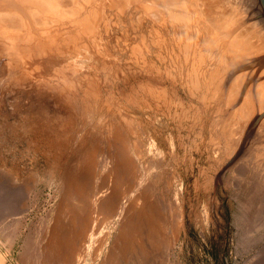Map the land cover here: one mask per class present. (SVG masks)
I'll return each mask as SVG.
<instances>
[{
    "label": "rangeland",
    "instance_id": "374dc122",
    "mask_svg": "<svg viewBox=\"0 0 264 264\" xmlns=\"http://www.w3.org/2000/svg\"><path fill=\"white\" fill-rule=\"evenodd\" d=\"M67 1L75 24L0 2L5 264H264V48L195 33L200 9L253 29L259 0Z\"/></svg>",
    "mask_w": 264,
    "mask_h": 264
},
{
    "label": "bare ground",
    "instance_id": "6f19581e",
    "mask_svg": "<svg viewBox=\"0 0 264 264\" xmlns=\"http://www.w3.org/2000/svg\"><path fill=\"white\" fill-rule=\"evenodd\" d=\"M5 1V0H4ZM15 1V0H14ZM16 1H18V0H16ZM183 1V0H182ZM189 1V0H188ZM201 1V2H200ZM199 2L200 3H202V6H203V4H205V0H200ZM218 1H220V0H218ZM232 1V0H231ZM235 1V0H234ZM233 1V2H234ZM238 1V0H237ZM256 1V0H255ZM0 2H1V0H0ZM20 2L21 3H19L18 2V4L16 5V8H19V9H21V10H28L29 11V13H31V14H33V12H36V13H39L41 16H43L42 14L44 13V12H46V11H50V10H55L56 8H62V10H64V11H67L68 13H70V16L68 17L69 19H70V21H68V22H74L73 24H75L77 21V17H78V15H75L74 14V16L73 17H71L72 16V12H71V10H70V7H69V5H68V1L67 0H20ZM170 2H172V1H170ZM175 2H177V1H175ZM224 2H226V0L224 1ZM3 3V1L1 2V4ZM178 3V2H177ZM180 3V2H179ZM230 3V2H229ZM4 4V3H3ZM157 4V3H156ZM174 4V3H173ZM223 4V3H222ZM225 4V3H224ZM232 4V3H231ZM231 4H229V5H231ZM201 5V4H200ZM228 5V4H227ZM5 6V5H4ZM193 6V5H192ZM196 6V5H195ZM201 6V7H202ZM215 6V5H214ZM232 6H234L233 4H232ZM236 6H237V4H236ZM238 6H241V5H239L238 4ZM1 7V6H0ZM176 7V6H175ZM218 7V6H217ZM231 7V6H230ZM242 7V6H241ZM4 8V7H3ZM3 8H1V12H3L2 11V9ZM66 8V9H65ZM210 8V7H209ZM240 8V7H239ZM196 9V8H195ZM242 10V9H241ZM200 11H201V13L198 15V24H199V28H198V30L195 32L196 34H198V36H200V33L203 35V37H201V38H203L202 40H203V42H201V43H203V44H206V42H207V39H208V42L210 41V40H212V41H210V42H213V39H215L216 41H215V43H213V45L212 46H215V45H219V43H220V40H226V41H228V46L226 47V49L229 47V49H228V51H230L231 53H232V56H236V58L239 56V55H242V56H244V57H246L247 55L249 56L250 54H249V52H250V50H251V48L252 47H254V46H261L262 48H264V43H262V44H258V42H255V40H257V38H258V40H259V38H260V40L261 39H263V41H264V14H262V11H259V15H261V20H259L257 23L255 22V27H253V29H248V30H244V32H241V33H238V34H235L234 36H233V33H234V31H236V29H235V27H236V25L237 24H235V26L232 28L231 26H230V23H233L234 22V16L233 15H231V16H226V14H228V12L225 14L224 12H221V10L219 11V10H215V16L214 15H212V14H210V13H212L211 11H210V9H209V11L207 12V10L205 11V10H201L200 9ZM234 11V10H233ZM54 12V11H53ZM52 12V13H53ZM152 13V12H151ZM199 13V12H198ZM236 13V12H235ZM241 13V12H240ZM239 13V14H240ZM45 14V13H44ZM257 14V13H256ZM211 15V16H210ZM235 15V14H234ZM237 15H238V13H237ZM46 16V17H45ZM156 16V15H155ZM154 16V17H155ZM52 17V16H51ZM49 19H50V17H49ZM57 19H58V17H57ZM57 19H53V20H57ZM20 22V21H19ZM42 22L45 24H50V22L48 21V19H47V14H45L44 15V17H42ZM8 23H10V22H8ZM187 24V23H186ZM211 24V25H210ZM13 25V24H12ZM139 25V24H138ZM207 25H210V26H212V25H214V30H210V29H207V28H205ZM253 25V24H252ZM10 25L8 24V27H9ZM97 26V25H96ZM193 26H196V24H194ZM7 27V26H6ZM11 27V26H10ZM88 27V26H87ZM237 28V27H236ZM250 28V27H249ZM257 28H258V30H257ZM173 29V28H172ZM200 29H202V31H203V33L201 32V30ZM11 31V30H10ZM9 31V32H10ZM13 31V30H12ZM18 31V30H17ZM179 31V30H178ZM181 31V30H180ZM11 33V32H10ZM13 33H14V31H13ZM16 33V32H15ZM227 33V35L228 36H230V40L231 41H229V39H227V37H223V36H225L224 34H226ZM9 34V33H8ZM12 34V33H11ZM11 34H9V35H11ZM22 34V33H21ZM12 36H13V34H12ZM23 36V35H22ZM197 36V37H198ZM10 37V36H9ZM231 37H233V39H231ZM245 38H250V39H248V40H245ZM23 39V38H22ZM195 39L194 38H192V41H194ZM192 41H190L191 43H193ZM196 41V40H195ZM194 41V42H195ZM206 41V42H205ZM225 41V42H226ZM93 42V41H92ZM209 42V43H210ZM222 42V41H221ZM171 44V43H170ZM194 44V43H193ZM224 45V44H223ZM227 45V44H226ZM203 47H204V45H203ZM202 47V48H203ZM206 47V46H205ZM221 47V46H220ZM219 47V48H220ZM218 48V47H217ZM181 49V48H180ZM205 49V48H204ZM216 50V49H215ZM220 50V49H219ZM209 51V50H208ZM227 51V52H228ZM220 52V51H219ZM218 52V53H219ZM229 52V54H231ZM213 53V52H212ZM216 53V52H215ZM228 54V55H229ZM239 54V55H238ZM180 55V54H179ZM213 55V54H212ZM192 56V55H191ZM209 56V55H208ZM176 57V56H175ZM231 57V56H230ZM220 59H221V57H220ZM224 59H226V58H224ZM155 60V59H154ZM231 60V59H230ZM244 60V59H243ZM156 61V60H155ZM173 61H174V59H173ZM240 61V60H239ZM221 62V61H220ZM181 63V62H180ZM196 63V62H195ZM229 64V63H228ZM232 64V63H231ZM241 64H243V63H241ZM151 65V64H150ZM164 65V64H163ZM191 65V64H190ZM107 66V65H106ZM187 67V66H186ZM200 67V66H199ZM170 68V67H169ZM190 68V67H189ZM194 69H195V66L193 67ZM210 70V69H209ZM162 72V71H161ZM190 72V71H189ZM155 74V73H154ZM202 74V73H201ZM224 74V73H223ZM111 75V74H110ZM225 75V74H224ZM150 79V78H149ZM159 79V78H158ZM198 79V78H197ZM210 79V78H209ZM244 79V78H243ZM112 80V79H111ZM157 80V79H156ZM169 80V79H168ZM172 82V81H171ZM212 82V81H211ZM170 83V82H169ZM166 86V85H165ZM168 86V85H167ZM187 86V85H186ZM143 89V88H142ZM140 90V89H139ZM182 90V89H181ZM238 91V90H237ZM260 91H262V94L260 95L261 97L259 98V100L257 101L258 103H259V105H261V106H264V89L262 88V90H260ZM124 92V91H123ZM206 92V91H205ZM200 93H201V91H200ZM222 93V92H221ZM109 94V93H108ZM179 95V94H178ZM255 95H257V94H255ZM249 96V95H248ZM107 97V96H106ZM118 97V96H117ZM208 97V96H207ZM171 98V97H170ZM253 98V97H252ZM117 99V98H116ZM180 99V98H179ZM184 99V98H183ZM173 100V99H172ZM116 101V100H115ZM145 101V100H144ZM253 101V100H252ZM126 102V101H125ZM248 102H249V100H248ZM257 102H254V103H256V105H257ZM178 103V102H177ZM252 104H253V102H252ZM120 105V104H119ZM198 105V104H197ZM256 105H254V106H256ZM123 106V105H122ZM127 106V105H126ZM186 106V105H185ZM244 106V105H243ZM253 106V107H254ZM245 107V106H244ZM252 107V108H253ZM174 109V108H173ZM241 109V108H240ZM171 110V109H170ZM194 110V109H193ZM119 111H120V109H119ZM161 111V110H160ZM248 112V111H247ZM168 114V113H167ZM135 115V114H134ZM147 115V114H146ZM185 116V115H184ZM249 117V116H248ZM129 118V117H128ZM175 118V117H174ZM130 120H131V118H130ZM182 120V119H181ZM127 121V120H126ZM112 123V122H111ZM176 123V122H175ZM188 123V122H187ZM110 124V123H109ZM174 124V123H173ZM114 125V124H113ZM112 124H111V126L114 128V126H113ZM122 125V124H121ZM180 125V124H179ZM256 125V124H255ZM188 126V125H187ZM263 128H264V122H263ZM112 127H111V129H112ZM118 127V126H117ZM156 127V126H155ZM177 128V127H176ZM111 129H110V132H111ZM117 129V128H116ZM143 129V128H142ZM114 130V129H113ZM120 131V130H119ZM126 131V130H125ZM179 131V130H178ZM161 132V131H160ZM159 132V133H160ZM180 132V131H179ZM230 132V131H229ZM126 133V132H125ZM158 133V134H159ZM231 134H232V132H230ZM230 133H229V135H230ZM115 134V133H114ZM233 135V134H232ZM112 136V135H111ZM114 136V135H113ZM120 136H121V134H120ZM126 136V135H125ZM150 137V136H149ZM186 137V136H185ZM103 138V137H102ZM101 138V139H102ZM105 138V137H104ZM110 138V137H109ZM108 138V139H109ZM114 138V137H113ZM126 138V137H125ZM121 139V138H120ZM103 140V139H102ZM102 140H101V142H102ZM213 140V139H212ZM99 141V140H98ZM110 141H111V138H110ZM113 141V140H112ZM111 141V142H112ZM121 141V140H120ZM172 141V140H171ZM262 141V140H261ZM260 141V142H261ZM107 142H109V141H107ZM116 142V141H115ZM119 142V141H118ZM100 143V142H99ZM98 143V144H99ZM103 143V142H102ZM114 143V142H113ZM117 143V142H116ZM116 143H114V144H116ZM122 143V142H121ZM104 144H105V142H104ZM100 145V144H99ZM110 145V144H109ZM112 145V144H111ZM95 146H97V144L95 145ZM107 146H108V144H107ZM116 146H118V145H116ZM120 146V145H119ZM102 147V146H101ZM114 147V146H113ZM92 148V147H91ZM103 148V147H102ZM115 148H117V147H115ZM122 148V147H121ZM109 149H110V147H109ZM119 149V148H118ZM106 150V149H105ZM124 150V149H123ZM114 151H117L116 149L114 150ZM119 151V150H118ZM257 151V150H256ZM94 152V151H93ZM104 152H106V151H104ZM101 153H103V152H101ZM111 153V152H110ZM109 153V154H110ZM122 153V152H121ZM124 153V152H123ZM123 153H122V155H123ZM92 154V153H91ZM96 154H97V152H96ZM105 154V153H104ZM116 154V153H115ZM85 155V154H84ZM102 155L103 154H101V157H100V154H99V157H100V159L102 158ZM106 155V154H105ZM118 155V154H117ZM135 155V154H134ZM86 156V155H85ZM108 157H110V156H108ZM97 158H98V156H97ZM121 158H124V157H121ZM99 159V158H98ZM103 159H104V157H103ZM105 159H106V157H105ZM116 159V158H115ZM92 161V160H91ZM95 161V160H94ZM98 161V160H97ZM97 161H96V164H97ZM100 162L98 163V164H100L101 163V160H99ZM109 161V160H108ZM125 161V160H124ZM83 162V161H82ZM103 162H104V160H103ZM102 162V163H103ZM106 162V161H105ZM104 162V163H105ZM84 163H86V162H84ZM90 163V162H89ZM89 163H87L88 165H89ZM91 163H93V162H91ZM102 163H101V165H102ZM81 165V164H80ZM110 165V164H109ZM102 167V166H101ZM103 167H105L106 169H107V166L105 165V166H103ZM102 167V169L104 170L105 168H103ZM89 169V168H88ZM81 170V169H80ZM83 170V169H82ZM108 170V169H107ZM107 170H104L105 172L107 171ZM110 170V169H109ZM103 171V172H104ZM99 172H101V171H99ZM98 173V172H97ZM125 173V172H124ZM106 174V173H105ZM118 173H116V175H117ZM65 175H67V173L65 174ZM69 175H70V173H69ZM71 175H72V172H71ZM73 176V175H72ZM84 176V175H83ZM65 177V176H64ZM70 177V176H69ZM69 177H68V179H69ZM74 177V176H73ZM93 177H95V176H93ZM98 177V176H97ZM111 177V176H110ZM113 177V176H112ZM71 178V177H70ZM86 179H87V177H86ZM98 179V178H97ZM103 179H104V177H103ZM137 179V178H136ZM71 180H73V179H71ZM100 180V179H99ZM120 180V179H119ZM155 180H156V178H155ZM65 181V180H64ZM84 181V180H83ZM121 181V180H120ZM98 182V181H97ZM97 182H95V184L97 183ZM122 182V181H121ZM72 184H73V182H72ZM152 184V183H151ZM156 184V183H155ZM81 185V184H80ZM79 185V186H80ZM94 185V184H93ZM97 185V184H96ZM135 185V184H134ZM88 186V185H87ZM86 186V187H87ZM92 186V185H91ZM101 186V185H100ZM120 186V185H119ZM64 187V186H63ZM77 187V186H76ZM93 187V186H92ZM148 187V186H147ZM153 187V186H152ZM65 188H66V186H65ZM72 189V188H71ZM74 189V188H73ZM77 189V188H76ZM76 189H75V191H76ZM79 189V188H78ZM82 189V188H81ZM66 190V189H65ZM71 191V190H70ZM74 191V192H75ZM73 192V193H74ZM114 192V191H113ZM132 192V191H131ZM130 193V192H129ZM97 195V194H96ZM67 196V195H66ZM75 196V195H74ZM153 196H154V194H153ZM10 197V196H9ZM14 197V196H13ZM70 197H71V192H70ZM77 197V196H76ZM96 197V196H95ZM74 198V197H73ZM81 198H82V196H81ZM66 199V198H65ZM69 199V198H68ZM74 199H76V198H74ZM152 199V198H151ZM8 200V199H7ZM87 200V199H86ZM107 200V199H106ZM92 201V200H91ZM69 202H71V201H69ZM69 202H67V203H69ZM95 202V201H94ZM7 204H9V203H7ZM65 204V203H64ZM106 204V203H105ZM138 204V203H137ZM91 205V204H90ZM63 206V205H62ZM12 207V206H11ZM64 207V206H63ZM14 208V207H13ZM64 208H66V210H67V212H68V210L70 209H72V208H75V207H72V205L71 204H66L65 205V207ZM144 208V207H143ZM2 209V208H1ZM0 209V232L2 233V232H4L3 230H4V226H2L1 227V225L3 224V221H4V219H5V217H7V215H6V210L5 211H3V210H1ZM20 209V208H19ZM61 209V208H60ZM63 209V208H62ZM122 209V208H121ZM9 210V209H8ZM10 210H12V208H10ZM9 210V211H10ZM21 210V209H20ZM66 210H63V211H65V213L67 214V212H66ZM26 211V210H25ZM75 211V210H74ZM13 212V213H12ZM22 211H19V210H16V209H13V211H10V214H11V216H12V214H18V213H21ZM61 212V211H60ZM71 212H72V210H71ZM84 212V211H83ZM25 214V213H24ZM60 214V213H59ZM63 215V214H62ZM159 215V214H158ZM22 216V215H21ZM81 216V215H80ZM53 217V216H52ZM58 217V216H57ZM14 218V217H13ZM20 218V217H19ZM84 218V217H83ZM118 218V217H117ZM15 219H16V217H15ZM15 219H13V221H16ZM22 219V218H21ZM66 220V219H65ZM68 220H69V218H68ZM84 220V219H83ZM61 221V220H60ZM72 221V220H71ZM94 221V220H93ZM65 222V221H64ZM67 222V221H66ZM75 222V221H74ZM95 222V221H94ZM93 222V223H94ZM21 223V222H20ZM61 223H62V221H61ZM61 223H58V224H61ZM70 223V222H69ZM72 223V222H71ZM17 224H19V223H17ZM23 224V223H22ZM73 224V223H72ZM72 224H70V225H72ZM20 225V224H19ZM62 225H65V224H62ZM74 225V224H73ZM142 225V224H141ZM13 226V225H12ZM16 226V225H15ZM59 226V225H58ZM68 226V225H67ZM66 226V227H67ZM162 226V225H161ZM17 227V226H16ZM16 227H15V229H16ZM66 227H64V228H66ZM70 227V226H69ZM19 228V227H18ZM17 228V229H18ZM68 228V227H67ZM66 228V229H67ZM6 229V228H5ZM8 229V228H7ZM15 229H14V231H15ZM70 229V228H69ZM11 230H12V228H11ZM91 230V229H90ZM143 230V229H142ZM62 231V230H61ZM69 231V230H68ZM5 232H6V230H5ZM8 232V231H7ZM13 232V231H12ZM67 232V231H66ZM101 232V231H100ZM144 232V231H143ZM90 233H92V232H90ZM6 234V233H5ZM4 234V236H6ZM12 234V233H11ZM47 234V233H46ZM55 234V233H54ZM89 234V233H88ZM1 235V234H0ZM15 235V234H14ZM57 235V234H56ZM68 235V234H67ZM84 235V234H83ZM12 235H9L8 237H5V239H6V241L8 242V243H10V245L12 244L11 243V240H12V238L13 237H11ZM61 236V235H60ZM65 236V235H64ZM74 236V235H73ZM144 236V235H143ZM10 237V238H9ZM140 237H142V236H140ZM60 238V237H59ZM106 238V237H105ZM11 239V240H10ZM14 239V238H13ZM64 239V238H63ZM70 239H72V238H70ZM147 239V238H146ZM58 240V239H57ZM144 240V239H143ZM54 241V240H53ZM45 242V241H44ZM55 242V241H54ZM64 242H65V240H63V244H64ZM7 243V244H8ZM57 243H58V241H57ZM60 243V242H59ZM84 243V242H83ZM94 243V242H93ZM97 243V242H96ZM69 244V243H68ZM71 244V243H70ZM9 245V244H8ZM61 245V244H60ZM59 245V246H60ZM65 245V244H64ZM57 247H58V245H56ZM154 246V245H153ZM53 247V246H52ZM36 248V247H35ZM59 248V247H58ZM54 249H56V248H54ZM40 250V249H39ZM106 250V249H105ZM46 251V250H45ZM53 251V250H52ZM57 251V250H56ZM37 252H38V250H37ZM90 252V251H89ZM77 253V252H76ZM29 254V253H28ZM37 254V253H36ZM53 254V256H54V252L52 253ZM147 254V253H146ZM47 255L48 256H46V257H44V258H42L41 259V254L40 255H38V259L37 260H35V264H55V259H54V257L52 256V255H49L48 253H47ZM37 256V255H36ZM58 256V255H57ZM78 256V255H77ZM59 257V256H58ZM70 258V257H69ZM142 258V257H141ZM145 258V257H144ZM59 259V258H58ZM77 259V258H76ZM140 259V258H139ZM27 260V259H26ZM59 260H61V259H59ZM146 260V259H145ZM155 260V259H154ZM128 261V260H127ZM134 261V260H133ZM140 261V260H139ZM145 262V261H144ZM2 263V259L0 258V264ZM60 263V262H59ZM148 263V262H147ZM157 263V262H156Z\"/></svg>",
    "mask_w": 264,
    "mask_h": 264
},
{
    "label": "water",
    "instance_id": "95a60500",
    "mask_svg": "<svg viewBox=\"0 0 264 264\" xmlns=\"http://www.w3.org/2000/svg\"><path fill=\"white\" fill-rule=\"evenodd\" d=\"M259 4L261 6L262 12L264 14V0H259ZM0 258L2 259V264H5V259L3 258V256L0 253Z\"/></svg>",
    "mask_w": 264,
    "mask_h": 264
}]
</instances>
